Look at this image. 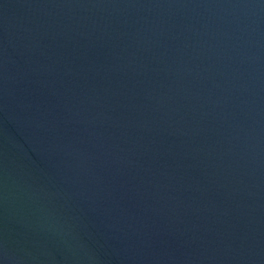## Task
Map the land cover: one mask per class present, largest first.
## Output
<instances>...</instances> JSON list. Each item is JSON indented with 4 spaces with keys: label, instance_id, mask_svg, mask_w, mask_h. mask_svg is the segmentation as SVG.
Here are the masks:
<instances>
[{
    "label": "water",
    "instance_id": "95a60500",
    "mask_svg": "<svg viewBox=\"0 0 264 264\" xmlns=\"http://www.w3.org/2000/svg\"><path fill=\"white\" fill-rule=\"evenodd\" d=\"M0 264H264V0H0Z\"/></svg>",
    "mask_w": 264,
    "mask_h": 264
}]
</instances>
